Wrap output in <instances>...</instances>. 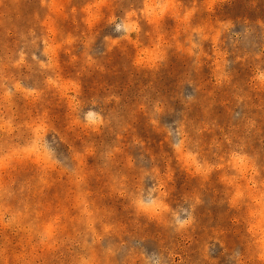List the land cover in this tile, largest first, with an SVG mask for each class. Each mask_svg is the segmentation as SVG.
<instances>
[{"label": "rangeland", "instance_id": "1", "mask_svg": "<svg viewBox=\"0 0 264 264\" xmlns=\"http://www.w3.org/2000/svg\"><path fill=\"white\" fill-rule=\"evenodd\" d=\"M0 264H264V0H0Z\"/></svg>", "mask_w": 264, "mask_h": 264}]
</instances>
